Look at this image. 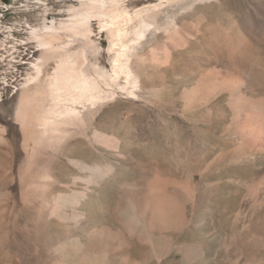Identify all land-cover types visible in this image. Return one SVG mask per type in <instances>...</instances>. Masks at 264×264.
Instances as JSON below:
<instances>
[{
    "label": "rangeland",
    "instance_id": "rangeland-1",
    "mask_svg": "<svg viewBox=\"0 0 264 264\" xmlns=\"http://www.w3.org/2000/svg\"><path fill=\"white\" fill-rule=\"evenodd\" d=\"M263 135L264 0H0V264H264Z\"/></svg>",
    "mask_w": 264,
    "mask_h": 264
},
{
    "label": "bare ground",
    "instance_id": "bare-ground-1",
    "mask_svg": "<svg viewBox=\"0 0 264 264\" xmlns=\"http://www.w3.org/2000/svg\"><path fill=\"white\" fill-rule=\"evenodd\" d=\"M65 63L67 64L66 66H68L69 62ZM63 65L64 63H61L59 70L57 69L61 74L60 78H58V76L55 77V75H53V79H50L48 84L50 91L48 93V98L50 99L51 105H49L46 110V114L44 116L45 123H48L50 121V116L56 117V119H62L63 117L68 116L67 118H69L70 116L77 114L78 111H76L75 109L76 104H81L82 106V104H84L85 102H89V106L90 103L91 105H96L95 103L99 102L100 99L103 98V94L101 93L102 91L99 90L100 88H98L95 82H91L90 78L85 75L82 70H79V68H75L73 65H71L70 69L68 68L67 70H65V66ZM35 77L36 76H30V78L28 79L30 81L33 80ZM257 145L260 146L262 150H264V135L260 140H258Z\"/></svg>",
    "mask_w": 264,
    "mask_h": 264
}]
</instances>
